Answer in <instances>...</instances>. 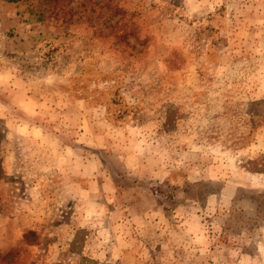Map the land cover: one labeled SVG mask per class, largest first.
I'll use <instances>...</instances> for the list:
<instances>
[{
  "label": "rangeland",
  "instance_id": "374dc122",
  "mask_svg": "<svg viewBox=\"0 0 264 264\" xmlns=\"http://www.w3.org/2000/svg\"><path fill=\"white\" fill-rule=\"evenodd\" d=\"M0 264H264V0H0Z\"/></svg>",
  "mask_w": 264,
  "mask_h": 264
}]
</instances>
